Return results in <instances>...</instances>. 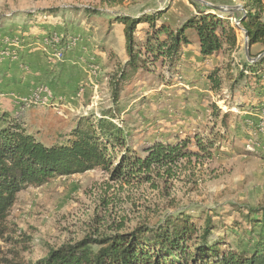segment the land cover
<instances>
[{
  "label": "rangeland",
  "instance_id": "rangeland-1",
  "mask_svg": "<svg viewBox=\"0 0 264 264\" xmlns=\"http://www.w3.org/2000/svg\"><path fill=\"white\" fill-rule=\"evenodd\" d=\"M205 2L227 7L229 10L214 9L232 15L233 25L244 13L242 0H0V27L10 32L9 38L0 40V53L5 50L0 62L8 59L18 73L28 72L23 46L33 37L36 26H31L26 11L37 14L39 8L58 7L60 11L54 15L38 13L36 19L66 32L67 45L43 41L41 48L50 52V61L56 59V66L76 52L78 58H72L73 63H78L81 76L86 74L74 91L75 99L54 94L47 107L32 106L14 115L50 145L64 140L78 117L110 110L115 114L113 121L129 134L127 143L141 154L157 140L174 141L195 133L211 139L212 131L223 130L221 115L230 108L239 117L257 121L264 132V100H258L256 88H245L243 80L234 86L228 78L239 73L242 62L253 59L247 53L248 40L241 25H236L237 45L206 61L207 67H223L218 92L198 78V63L185 61L176 75L159 63L150 71H141L131 83L124 84L118 101L112 96L111 80L127 61L124 24L115 22L116 17L167 9L165 20L183 22L197 6L213 8ZM85 7L99 12L87 16L82 11ZM57 48L63 50L62 59L55 55ZM250 51L254 58L264 55L261 44L253 45ZM89 77L95 86L86 83ZM56 102L66 104L63 115L53 107ZM248 103L262 106L258 110L240 109ZM217 108L221 115L216 121L213 109ZM237 118L233 116V121ZM215 141L217 149L200 150L199 155L184 158L171 169L154 170L149 181L125 183L96 168L21 190L7 217L15 233L9 235L11 240H0V264H35L64 243L80 241L87 235L129 232L140 224L154 226L182 211L197 217L201 226L206 215L211 217L215 225L212 238L225 239L233 247L243 239L246 246L259 226L250 224L242 213L264 205V134L249 128L229 129L228 137ZM190 147L198 151L194 141Z\"/></svg>",
  "mask_w": 264,
  "mask_h": 264
},
{
  "label": "trees",
  "instance_id": "trees-1",
  "mask_svg": "<svg viewBox=\"0 0 264 264\" xmlns=\"http://www.w3.org/2000/svg\"><path fill=\"white\" fill-rule=\"evenodd\" d=\"M242 1L244 13L235 19L248 34V55L253 60L242 62L235 77L226 75L234 86L243 80L245 88H256L258 94H264V55L254 58L250 51L255 44L264 47V0ZM213 9L197 6L195 13L176 23L163 18L167 9L117 16L115 22L124 24L127 61L111 80L114 100H119L126 82L131 83L141 71H150L158 63L176 75L184 65V49L191 43H198L200 48L202 68L196 70L197 75H205L211 89L218 92L223 67L205 69L204 65L219 52L234 48L238 35L237 26L230 23L233 16ZM58 10L49 7L42 11L54 14ZM82 11L87 16L99 12L88 7ZM141 24L145 26L140 27ZM55 33L60 36L59 44L67 45L66 32L53 29L47 35ZM261 104L241 105L240 109L258 110ZM213 113L217 121L221 111L217 108ZM233 116L238 118L233 121ZM114 118L110 110L78 117L64 140L49 145L28 131L18 116L0 107V240H11L9 235L15 233V226L7 224V217L17 194L29 186H41L60 176L96 168L125 183L149 181L154 170L171 169L180 160L199 155L200 150L217 149L215 139L228 137L229 129L249 128L255 134H264L257 121L239 117L230 108L221 115L223 130L212 131L211 139L195 133L174 141L157 140L144 147L141 154L127 143L129 134ZM192 141L198 151L191 149ZM242 216L259 226V232L250 237L246 246L242 245L243 239L233 247L225 239L212 238L215 225L211 217L206 215L201 226L197 217L182 211L154 226L140 224L129 232L87 235L80 241L64 243L50 249L35 264H264V205L249 207Z\"/></svg>",
  "mask_w": 264,
  "mask_h": 264
},
{
  "label": "crops",
  "instance_id": "crops-1",
  "mask_svg": "<svg viewBox=\"0 0 264 264\" xmlns=\"http://www.w3.org/2000/svg\"><path fill=\"white\" fill-rule=\"evenodd\" d=\"M39 9V11L36 12L37 14L42 13L48 14L50 16L54 15L42 11L46 8ZM29 12L31 11H26V17L31 20V26H36L35 31L31 33L33 37L29 38V40H27L26 44L23 46L24 53H26L24 54L23 61L29 65V71L26 73H18L19 71H17L16 68H11V65L13 63L8 59L0 62V107L3 110L6 109L10 111L12 114H16L18 111V109H14L15 107H18L16 97L20 95H30L39 84L48 85L52 90V93L54 92L53 96L54 94H56V96L65 97L66 100L67 98H69V100L75 99L76 94L74 93V91L77 90L78 86L82 83L86 76L85 73H83L81 76L77 65L78 63H73L74 61L72 60V58H74L75 60H77L78 58L76 52L74 51H72L70 57L68 55V59H65L63 63H59L57 66L55 65L56 59L53 58V61L49 60V58H52L51 55L49 56L50 52L46 49H42L41 44H43L42 42L44 41L43 36H46L48 32H51L53 30V27H47L44 23H39V20L36 19L37 14H35L34 12V14ZM144 26V24L140 25V27ZM3 28H5V26L0 27V36L2 37V39H0L1 41H3V38H9L8 35L10 34V32H7V30H4ZM6 32L8 34L3 36V34H5ZM11 32L14 33L13 30ZM192 48H195L197 50L194 51V54ZM2 53L3 52H1V54ZM183 61L184 64L185 61L189 63H198L195 67L196 70H200L202 68L200 48L198 43H191L184 49ZM204 68L210 69L212 67H207L205 63ZM179 73L180 71L177 74ZM198 78H200L201 81H205L208 83L205 75ZM90 79L91 78L89 77L86 83L88 82L89 86H91L93 83L95 86L96 83H94L92 80L90 81ZM255 94H257L258 96V100H264V94H258L257 89ZM56 104L60 105L58 102H56ZM61 106H66V104H62ZM53 107L51 108L53 109ZM246 110L248 109H245V111Z\"/></svg>",
  "mask_w": 264,
  "mask_h": 264
},
{
  "label": "built area",
  "instance_id": "built-area-1",
  "mask_svg": "<svg viewBox=\"0 0 264 264\" xmlns=\"http://www.w3.org/2000/svg\"><path fill=\"white\" fill-rule=\"evenodd\" d=\"M235 23L236 25H240V21H238L237 19H235ZM59 40H60V36L57 33L51 36L46 35L44 38L45 44L48 45L49 43H52L54 44V46H57V44H59ZM4 51L5 50H3L2 52L5 53ZM7 54L9 53L7 52ZM55 55L57 58L62 59L64 55L63 50L60 48H57ZM17 56L18 55L15 53L14 58L16 59ZM53 98L54 96H53V93L50 87L48 85L42 84L38 86L30 95L25 96V97H21V96L16 97L17 105L20 108L18 109L17 114L19 115L20 113L27 110V108H31L32 106L47 107L48 105H50ZM19 104H22V105L20 106ZM54 106L56 107L55 109L58 111L59 114L61 115L64 114L65 111L62 110L63 108L61 105L54 104Z\"/></svg>",
  "mask_w": 264,
  "mask_h": 264
},
{
  "label": "water",
  "instance_id": "water-1",
  "mask_svg": "<svg viewBox=\"0 0 264 264\" xmlns=\"http://www.w3.org/2000/svg\"><path fill=\"white\" fill-rule=\"evenodd\" d=\"M207 5H210V6H212L213 8H215V9H217V10H220V11H224V10H229L227 7H225V6H218V5H211L209 2H205ZM244 30V29H243ZM245 36H246V38H247V40H248V34H247V32H245ZM248 53V52H247ZM252 60V59H251Z\"/></svg>",
  "mask_w": 264,
  "mask_h": 264
}]
</instances>
